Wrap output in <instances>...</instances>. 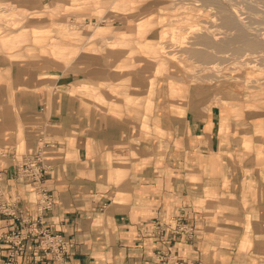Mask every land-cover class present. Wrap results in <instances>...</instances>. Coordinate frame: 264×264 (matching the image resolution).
I'll return each mask as SVG.
<instances>
[{"label": "crops", "instance_id": "obj_1", "mask_svg": "<svg viewBox=\"0 0 264 264\" xmlns=\"http://www.w3.org/2000/svg\"><path fill=\"white\" fill-rule=\"evenodd\" d=\"M32 32L0 35V202L14 211H0V264L38 217L66 240L65 264H264V96L181 94L127 31L101 45ZM38 151L53 199L42 214L16 170ZM37 241L17 264H52Z\"/></svg>", "mask_w": 264, "mask_h": 264}, {"label": "rangeland", "instance_id": "obj_2", "mask_svg": "<svg viewBox=\"0 0 264 264\" xmlns=\"http://www.w3.org/2000/svg\"><path fill=\"white\" fill-rule=\"evenodd\" d=\"M11 30L23 33L21 42L34 41L35 30L77 31L87 45L88 36L101 45L107 32L127 31L181 94L209 105L264 96V0H0V35ZM247 37L262 47L248 46Z\"/></svg>", "mask_w": 264, "mask_h": 264}, {"label": "built area", "instance_id": "obj_3", "mask_svg": "<svg viewBox=\"0 0 264 264\" xmlns=\"http://www.w3.org/2000/svg\"><path fill=\"white\" fill-rule=\"evenodd\" d=\"M47 166L43 164L41 153L38 151L32 155H23L16 159V170L21 177L31 180L34 188L39 194L37 199V211L42 214L44 210H48L53 205L52 196L47 192L43 185L45 179V171ZM0 211L3 214L14 215L13 206L8 202H0ZM23 219V218H22ZM26 230L13 231L6 241L9 245V254L7 264H17V257L20 255L26 245V241L30 237H37V245L45 257H49L52 264H65L64 256L67 253V242L62 235L52 233L47 228H37L41 223L40 217L27 222ZM161 223L156 221L152 226L155 235L162 236L160 231ZM169 229L175 233L191 234V229H185L184 226L170 227ZM164 255L162 251L157 252Z\"/></svg>", "mask_w": 264, "mask_h": 264}, {"label": "bare ground", "instance_id": "obj_4", "mask_svg": "<svg viewBox=\"0 0 264 264\" xmlns=\"http://www.w3.org/2000/svg\"><path fill=\"white\" fill-rule=\"evenodd\" d=\"M223 22H224L225 24H227V25H230V26H234V25H235L234 20H233L231 17H229V16H224ZM240 35H242V34H240ZM242 36H244V35H242ZM248 38H250V37H247V39H248ZM246 44H247L248 46L253 47V48H261V47H262L261 44H260L259 42H257V41H253L251 38H250L249 40L246 41Z\"/></svg>", "mask_w": 264, "mask_h": 264}]
</instances>
